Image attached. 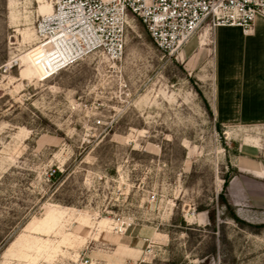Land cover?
<instances>
[{
	"label": "rangeland",
	"instance_id": "rangeland-1",
	"mask_svg": "<svg viewBox=\"0 0 264 264\" xmlns=\"http://www.w3.org/2000/svg\"><path fill=\"white\" fill-rule=\"evenodd\" d=\"M52 6L0 0V264H264V28L47 76Z\"/></svg>",
	"mask_w": 264,
	"mask_h": 264
},
{
	"label": "built area",
	"instance_id": "built-area-1",
	"mask_svg": "<svg viewBox=\"0 0 264 264\" xmlns=\"http://www.w3.org/2000/svg\"><path fill=\"white\" fill-rule=\"evenodd\" d=\"M53 6L52 15H38L35 32L38 41L56 37L67 61L46 68L47 76L91 54L116 64L125 54L128 26L136 19L169 55L179 53L204 29L251 31L257 19H264V0H53Z\"/></svg>",
	"mask_w": 264,
	"mask_h": 264
},
{
	"label": "bare ground",
	"instance_id": "bare-ground-1",
	"mask_svg": "<svg viewBox=\"0 0 264 264\" xmlns=\"http://www.w3.org/2000/svg\"><path fill=\"white\" fill-rule=\"evenodd\" d=\"M53 11H54V6H52L51 9L47 11V13L46 12L43 13V16H50L52 15ZM45 45H49L47 50L43 51V53L45 52L44 61L48 68L54 69L59 64H62L63 62L65 63L67 61V56L65 55V51L63 50L62 46L60 45V42L56 39V37H53L52 40H50V42H46ZM57 56L58 58L63 56L64 58H61L63 61L61 60L57 62L58 58H55Z\"/></svg>",
	"mask_w": 264,
	"mask_h": 264
},
{
	"label": "crops",
	"instance_id": "crops-1",
	"mask_svg": "<svg viewBox=\"0 0 264 264\" xmlns=\"http://www.w3.org/2000/svg\"><path fill=\"white\" fill-rule=\"evenodd\" d=\"M234 28H240V27H234ZM264 28V19H257L255 22V25L252 29V31L258 30V29H262ZM241 29V28H240ZM242 30V29H241ZM257 175L262 176L263 177V172L262 170H258V172H255Z\"/></svg>",
	"mask_w": 264,
	"mask_h": 264
},
{
	"label": "trees",
	"instance_id": "trees-1",
	"mask_svg": "<svg viewBox=\"0 0 264 264\" xmlns=\"http://www.w3.org/2000/svg\"><path fill=\"white\" fill-rule=\"evenodd\" d=\"M227 186H228V183L226 182L225 183V188H227ZM224 200V201H223ZM221 202H222V205H228V203H227V201L225 200V199H223ZM232 217H234L235 219L237 218L235 215H234V212L232 213ZM210 219H211V221L212 222H214L215 221V213H214V211L213 212H210Z\"/></svg>",
	"mask_w": 264,
	"mask_h": 264
}]
</instances>
